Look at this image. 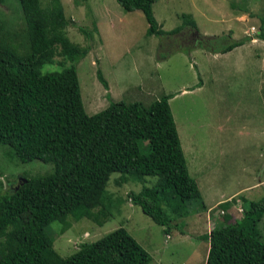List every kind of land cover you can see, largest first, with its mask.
I'll list each match as a JSON object with an SVG mask.
<instances>
[{
	"label": "rangeland",
	"instance_id": "374dc122",
	"mask_svg": "<svg viewBox=\"0 0 264 264\" xmlns=\"http://www.w3.org/2000/svg\"><path fill=\"white\" fill-rule=\"evenodd\" d=\"M46 1L41 0L42 6ZM0 2V43L18 55L27 53L19 0ZM61 2L69 22V40L89 50L76 64L88 115L105 109L111 102L149 105L170 95L169 106L189 174L197 182L204 203L209 205L211 200L227 199L238 192L233 198L245 199L240 202L246 208L249 202L264 198V183H258L260 179L264 181V41L257 37L260 31L264 32V0H156L152 11L162 30L180 28L183 15L191 17L198 30L191 34L184 31V38L176 37L174 46L181 50L165 58L162 53L166 55L175 48L170 45L160 50L162 39L147 34L142 12H126L116 0ZM251 27L255 32L248 34ZM229 34L233 40L249 37L242 48L244 52L236 49L228 55H216L198 44L194 48L200 36ZM251 37L260 42L250 44ZM59 51L54 64L45 65L43 73L63 70L64 58ZM98 70L106 88L97 78ZM141 146L146 152L147 143L143 141ZM192 157L197 158L201 169L195 170ZM52 170V164L39 160L22 163L9 147L0 145V194L17 188L19 180L50 174ZM120 177L112 174L107 184L106 190L115 204L107 209L111 216L103 224L87 218L76 220L73 213L67 218V228L59 222L46 227L45 233L52 239L57 255L65 259L76 253L80 245L123 228L150 254V264H205L209 243L201 203L190 201L180 206L178 214L187 211L180 218L171 209H175V204L163 205L176 226L167 237L163 227L127 199L130 192L152 188L156 179L146 177L119 184ZM224 206L212 213L218 211L223 219ZM231 219L234 222L239 218ZM214 221L216 225L222 223L216 218ZM258 230L264 243V216Z\"/></svg>",
	"mask_w": 264,
	"mask_h": 264
},
{
	"label": "trees",
	"instance_id": "16d2710c",
	"mask_svg": "<svg viewBox=\"0 0 264 264\" xmlns=\"http://www.w3.org/2000/svg\"><path fill=\"white\" fill-rule=\"evenodd\" d=\"M116 1L126 12H142L147 34L162 39L160 50L173 45L175 49L162 53V58L181 50L174 45L176 37H185L184 31L198 33L186 15L180 28L162 30L152 11L156 0ZM19 4L28 51L18 55L0 43V145L9 147L22 163L39 160L52 164L53 170L22 180L14 190L0 194V264H150V254L123 228L80 245L65 259L54 251L45 229L53 222L67 228V218L73 213L76 220L87 218L103 224L111 216L107 209L115 204L106 190L114 173L121 175L119 184L146 177L156 179L152 188L130 192L127 199L163 227L166 235L176 226L163 205L175 204L171 209L178 218L187 215V211L177 212L186 202L203 205L198 184L188 172L170 110L172 96L149 105L111 102L88 115L76 64L89 50L69 40V22L61 0H47L44 6L41 0H19ZM257 37L264 41V32ZM248 38L200 36L194 48L198 44L209 53L226 54L244 45ZM58 50L64 58L63 70L43 73L45 65L54 64ZM97 78L106 88L100 70ZM143 141L147 143L146 152L141 149ZM224 204L225 209L230 206L229 202ZM247 206L238 220L231 222V217L225 216L210 231L205 264H264V243L258 230L264 216V198Z\"/></svg>",
	"mask_w": 264,
	"mask_h": 264
},
{
	"label": "crops",
	"instance_id": "0c3cea01",
	"mask_svg": "<svg viewBox=\"0 0 264 264\" xmlns=\"http://www.w3.org/2000/svg\"><path fill=\"white\" fill-rule=\"evenodd\" d=\"M206 35H208V34H206ZM209 35H211V34H209ZM257 41L260 42V40L251 37L250 44L255 45V42H257ZM243 47H244V45H242L240 47H237L234 50L238 49V50L241 51ZM234 50H232L231 52H228V53H232ZM242 52H244V51L242 50L241 53ZM216 55H218V54H216ZM221 55H224V54H221ZM225 55H228V54L226 53ZM180 144H181V142H180ZM181 147H182V145H181ZM182 151H183V153H185L183 147H182ZM184 156H185V154H184ZM196 159H197L196 157H192V160L191 161L194 163L195 170L197 171V169H201V164L199 162H197ZM187 168H188V165H187ZM188 172H189V169H188ZM258 183H259V185H262L264 183V181H262L260 179ZM237 194H238V192L235 193L232 197H229L227 199L220 198L218 200H211L210 203H209V205H207V203L205 204L204 201L202 200V202H203L202 207H203V210H204V213H205V218H206L205 225H206L207 236L209 235L210 231L216 225V224L213 223V221L215 220V218L218 219L219 222H222L224 220V218L222 219L219 215H217V214H219V213H217L218 211L212 213L213 211L217 210L216 208L220 209L219 208L220 205H222L224 203H227V202L230 203V206L227 209H223V211L225 212V216H230L231 218H234V219L240 218L242 216V214H241V216H239L238 215L239 214L238 212H240V211H242L244 209L243 206H242V203H243V200L245 201V199H242L241 200V199H238V198H233ZM240 201H242V203ZM211 226H214V227H211ZM167 237H169V235H167Z\"/></svg>",
	"mask_w": 264,
	"mask_h": 264
},
{
	"label": "built area",
	"instance_id": "2783aa9c",
	"mask_svg": "<svg viewBox=\"0 0 264 264\" xmlns=\"http://www.w3.org/2000/svg\"><path fill=\"white\" fill-rule=\"evenodd\" d=\"M251 32H252V33L255 32V29H254L253 27L250 28V32H249L248 34H250ZM220 214H224V213L221 211Z\"/></svg>",
	"mask_w": 264,
	"mask_h": 264
},
{
	"label": "water",
	"instance_id": "95a60500",
	"mask_svg": "<svg viewBox=\"0 0 264 264\" xmlns=\"http://www.w3.org/2000/svg\"><path fill=\"white\" fill-rule=\"evenodd\" d=\"M19 181L21 182L22 180H19ZM23 181H24V182H26V180H25V179H23Z\"/></svg>",
	"mask_w": 264,
	"mask_h": 264
}]
</instances>
